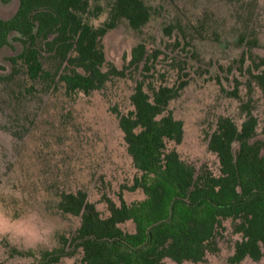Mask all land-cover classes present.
<instances>
[{
	"label": "trees",
	"instance_id": "trees-1",
	"mask_svg": "<svg viewBox=\"0 0 264 264\" xmlns=\"http://www.w3.org/2000/svg\"><path fill=\"white\" fill-rule=\"evenodd\" d=\"M153 23L159 40L149 33ZM120 26L136 40L122 67L108 60L104 44ZM5 48L16 53L9 65L0 62V127L20 153L41 133L50 104L73 108L95 93L112 103V92L130 83L109 110L135 172L130 186L96 202L57 165L22 169L8 182L17 215L38 210L79 223L51 250L2 241L9 259L200 264L219 251L228 221L238 237L229 262L263 258L264 0H19L11 18L0 17ZM202 81L217 88L200 127L217 169L177 150L185 124L171 105ZM47 135L36 153L52 149ZM125 190L143 197L129 201Z\"/></svg>",
	"mask_w": 264,
	"mask_h": 264
},
{
	"label": "rangeland",
	"instance_id": "rangeland-1",
	"mask_svg": "<svg viewBox=\"0 0 264 264\" xmlns=\"http://www.w3.org/2000/svg\"><path fill=\"white\" fill-rule=\"evenodd\" d=\"M18 7L19 0H0V17L11 18ZM158 29V25L153 23L149 33L155 34L159 40ZM104 44L108 60L122 67L130 60L136 40L125 26H120L107 34ZM15 53L11 48L2 49L0 62L9 65L8 58ZM130 89V83H122L118 90L112 92V103L101 94L95 93L81 99L73 108L50 104L45 122L41 125V133L27 142L21 153L10 134L0 127V185H11L9 180L17 178L22 169L37 174L42 167L51 168L50 166L57 165L73 188L88 189L92 200L96 202L102 193L115 197L118 192L124 190L123 187L130 186L135 172L126 153L117 119L109 110L113 103L128 95ZM216 94L217 88L213 83L197 82L186 90L180 100L171 105L175 116L185 124V139L177 146L179 153L186 160L198 164L207 163L214 169L218 167L217 158L208 151L202 141L200 127L205 113L215 102ZM43 134H48L51 140V152L47 150L44 153H36L42 146ZM9 163H12V172L8 170ZM124 195L129 201L143 197L140 193L133 194L126 190ZM36 212L59 225L55 242L41 250L56 247L57 235L69 233L79 223L76 218L62 219L49 212ZM237 239L238 237L233 235L230 221L226 222L219 236V251L209 254L206 261L200 264H231L229 259L234 253ZM5 255L7 256L6 249L0 241V264H9V261L11 264H33L31 259H9L8 256L4 259ZM74 261L75 259H65L60 264H73ZM165 264L177 263L166 259ZM241 264H264V256L258 262L246 259Z\"/></svg>",
	"mask_w": 264,
	"mask_h": 264
},
{
	"label": "clouds",
	"instance_id": "clouds-1",
	"mask_svg": "<svg viewBox=\"0 0 264 264\" xmlns=\"http://www.w3.org/2000/svg\"><path fill=\"white\" fill-rule=\"evenodd\" d=\"M18 199L11 185H0V241H7L11 248L19 250L39 251L50 247L56 240L59 225L34 210L17 215L11 202Z\"/></svg>",
	"mask_w": 264,
	"mask_h": 264
}]
</instances>
